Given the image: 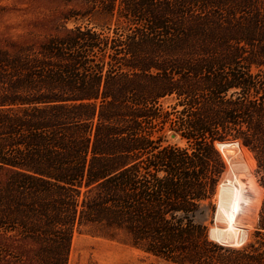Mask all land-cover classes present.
<instances>
[{"label":"trees","instance_id":"trees-1","mask_svg":"<svg viewBox=\"0 0 264 264\" xmlns=\"http://www.w3.org/2000/svg\"><path fill=\"white\" fill-rule=\"evenodd\" d=\"M64 1L82 5L51 29L0 33V233L23 243L12 256L69 264L75 233L96 227L175 264H264V0ZM229 139L263 190L254 238L237 247L196 220Z\"/></svg>","mask_w":264,"mask_h":264},{"label":"rangeland","instance_id":"rangeland-1","mask_svg":"<svg viewBox=\"0 0 264 264\" xmlns=\"http://www.w3.org/2000/svg\"><path fill=\"white\" fill-rule=\"evenodd\" d=\"M81 5V1H74L66 5L64 0H0V33L16 36L28 30L44 32L51 29L59 21L60 11L69 7H81ZM103 21L105 20L96 19L93 22L102 23ZM68 25L73 26L74 23L70 22ZM171 134H168L169 142L186 145V141L182 140L179 134L176 133L177 135L174 138L171 137ZM239 143L241 144L240 140ZM242 147L246 148L243 145ZM245 151L251 162V175L249 178H242L245 186L241 189L236 212L238 241H242V243H235L234 245L236 246L233 247L240 246L254 238L263 198V190L258 183L255 173V161L247 148ZM215 196L216 192L211 200V204L205 208L204 212L198 213L196 216V220L205 224L207 230H209L212 224L211 214L215 205ZM209 239L212 240L210 237ZM217 243L229 246L220 242ZM19 244L23 243L13 241L8 235L0 233V264H29L28 262L24 263V260H17V258L13 257L16 255ZM29 248L26 247V249ZM69 264L175 263L145 253L122 237L109 235L105 229L88 227L81 232L75 233L69 255Z\"/></svg>","mask_w":264,"mask_h":264},{"label":"bare ground","instance_id":"bare-ground-1","mask_svg":"<svg viewBox=\"0 0 264 264\" xmlns=\"http://www.w3.org/2000/svg\"><path fill=\"white\" fill-rule=\"evenodd\" d=\"M215 144L223 155L229 172L215 196L216 219L215 225L210 226V235L221 241L237 244V205L241 189L245 186L242 178H249L251 175V162L247 157L246 148L244 149L239 141H233L227 147L218 142Z\"/></svg>","mask_w":264,"mask_h":264},{"label":"water","instance_id":"water-1","mask_svg":"<svg viewBox=\"0 0 264 264\" xmlns=\"http://www.w3.org/2000/svg\"><path fill=\"white\" fill-rule=\"evenodd\" d=\"M176 135H177L176 133H172V134H171V137L174 138V137H176ZM233 141H239V140H233ZM233 141H216V142H218V143H219L221 146H223V147H227V146L230 145L231 142H233ZM228 172H229V168L227 167L226 170L223 172L222 176H221L220 179H219V182H218V185H217L216 193L218 192L219 188L221 187V184L225 182V180H226V178H227V175H228ZM216 211H217V203H215L214 208H213V211H212V214H211V218H212V224H211V225H215ZM208 235H209V237H210L212 240H215V241L220 242V243H222V244H226V245H229V246H236V245H234V243H227V242H224V241H221V240H219V239H216V238L212 237V236L210 235V228H209V230H208ZM239 243L241 244L242 241H238V242H237V244H239Z\"/></svg>","mask_w":264,"mask_h":264}]
</instances>
